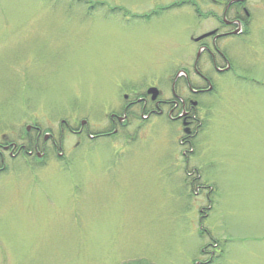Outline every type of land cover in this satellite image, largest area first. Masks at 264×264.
I'll list each match as a JSON object with an SVG mask.
<instances>
[{
  "label": "rangeland",
  "instance_id": "obj_1",
  "mask_svg": "<svg viewBox=\"0 0 264 264\" xmlns=\"http://www.w3.org/2000/svg\"><path fill=\"white\" fill-rule=\"evenodd\" d=\"M174 1L0 0V142L32 123L58 134L62 120H86L97 132L113 75L161 81L169 95L175 71L163 63L191 51V17L138 21ZM235 58L239 78L224 77L219 99L208 98L189 162L201 182L186 177L182 130L164 120L124 151L66 135L64 161L7 158L0 264H204V250L221 255L211 264H264V11Z\"/></svg>",
  "mask_w": 264,
  "mask_h": 264
},
{
  "label": "flooded vegetation",
  "instance_id": "obj_2",
  "mask_svg": "<svg viewBox=\"0 0 264 264\" xmlns=\"http://www.w3.org/2000/svg\"><path fill=\"white\" fill-rule=\"evenodd\" d=\"M263 5L264 0H204L202 3L198 0H178L141 15L138 22L143 24L151 23L171 11L183 10L191 17L185 44L189 43L188 50L192 48V51L194 47L195 54L192 56L191 51L178 53L179 56L163 63L172 65L175 71L170 84H167L169 95L163 90L161 81L139 87L135 76L113 75L111 83L114 90L111 94L114 102L108 104L106 99L103 102L101 112L105 121L97 132L91 131L86 120H81L78 126L62 120L58 134L36 123L28 124L16 142L3 136L0 142V174L7 170V158L34 164L44 162L52 155L64 161L67 136L86 134L89 139L98 142L120 141L125 145L124 151L131 146L141 129L164 120L182 130L178 145L187 168L186 177L191 178L193 183L201 182L204 177L198 169L193 168L189 173L188 167L195 154L196 142L200 141L205 131L208 111L213 104L209 99L213 96L219 99L217 87L224 77L233 75L239 78L235 53L244 48L255 14L264 11ZM152 89L156 90V94L150 91ZM201 188L205 187L198 186L196 189ZM211 246L214 248L216 244ZM203 253L208 255L204 264H211L215 257L221 256H216L213 250H204Z\"/></svg>",
  "mask_w": 264,
  "mask_h": 264
},
{
  "label": "water",
  "instance_id": "obj_3",
  "mask_svg": "<svg viewBox=\"0 0 264 264\" xmlns=\"http://www.w3.org/2000/svg\"><path fill=\"white\" fill-rule=\"evenodd\" d=\"M151 92H154V94H156V90L155 89H152V90H150Z\"/></svg>",
  "mask_w": 264,
  "mask_h": 264
}]
</instances>
